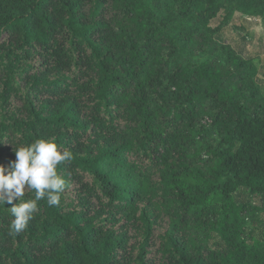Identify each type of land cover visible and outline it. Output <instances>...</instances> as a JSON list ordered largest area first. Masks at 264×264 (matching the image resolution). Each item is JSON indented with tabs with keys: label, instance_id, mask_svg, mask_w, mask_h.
Segmentation results:
<instances>
[{
	"label": "trees",
	"instance_id": "1",
	"mask_svg": "<svg viewBox=\"0 0 264 264\" xmlns=\"http://www.w3.org/2000/svg\"><path fill=\"white\" fill-rule=\"evenodd\" d=\"M236 12L264 27V0H0V164L73 154L23 232L0 204V264H264L233 197L264 205V66L217 37Z\"/></svg>",
	"mask_w": 264,
	"mask_h": 264
},
{
	"label": "clouds",
	"instance_id": "2",
	"mask_svg": "<svg viewBox=\"0 0 264 264\" xmlns=\"http://www.w3.org/2000/svg\"><path fill=\"white\" fill-rule=\"evenodd\" d=\"M14 153L15 160L7 167L0 164V204L10 205L14 219L9 234L18 235L39 211L38 201L46 199L49 207L59 206L66 181L57 169L71 161L73 154L69 149L61 150L54 138H38L16 147ZM26 190H35L34 198L23 200Z\"/></svg>",
	"mask_w": 264,
	"mask_h": 264
},
{
	"label": "rangeland",
	"instance_id": "3",
	"mask_svg": "<svg viewBox=\"0 0 264 264\" xmlns=\"http://www.w3.org/2000/svg\"><path fill=\"white\" fill-rule=\"evenodd\" d=\"M114 11L110 12L108 16L112 15ZM225 12L220 10L214 19L210 20L211 26H218L224 22ZM217 37L221 40H226L239 52L248 54L250 49L255 48L257 58L254 59V67L257 70L261 65L264 66V27L260 19L244 16L241 13H235L229 17ZM254 46V47H253ZM204 58L209 57V53L202 54ZM210 58H212L210 56ZM201 123L208 126L210 121L208 117L204 116ZM73 187V186H72ZM234 200L237 203H248L250 205L259 206V210L246 219L244 224L245 236L252 239L264 238V205L259 201L256 194L250 193L245 187H239L233 193ZM162 228H159V231Z\"/></svg>",
	"mask_w": 264,
	"mask_h": 264
}]
</instances>
